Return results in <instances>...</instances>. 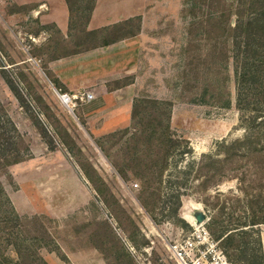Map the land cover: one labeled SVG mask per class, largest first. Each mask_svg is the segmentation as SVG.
I'll return each mask as SVG.
<instances>
[{"label": "rangeland", "instance_id": "1", "mask_svg": "<svg viewBox=\"0 0 264 264\" xmlns=\"http://www.w3.org/2000/svg\"><path fill=\"white\" fill-rule=\"evenodd\" d=\"M138 1L134 9L140 16L106 26L110 41L141 27L133 64L116 78L118 71L109 66L130 56L97 46L103 37L86 31L95 0H70L66 37L54 24L40 23L35 0H0V261L5 264H185L174 247L189 262L195 247L210 249L181 248L203 230L213 241L211 254H223L228 264L258 256L264 222L245 224L249 199L254 210L264 202V150L231 142L250 133L264 113L259 4ZM60 57L84 61L88 68L99 66L100 57L108 67L100 74L108 79L104 86L95 84L100 90L95 97L121 85L118 90L132 98L124 104L126 124L90 133L86 115L76 108L90 100H77L71 110L49 78L48 62ZM131 81L135 85L127 93ZM94 87L72 92L95 94ZM169 139L173 145L167 151ZM15 156L23 159L3 164ZM191 206L204 211L202 223H193ZM231 231L239 245L226 250L223 238Z\"/></svg>", "mask_w": 264, "mask_h": 264}, {"label": "crops", "instance_id": "2", "mask_svg": "<svg viewBox=\"0 0 264 264\" xmlns=\"http://www.w3.org/2000/svg\"><path fill=\"white\" fill-rule=\"evenodd\" d=\"M28 1L34 0H15L17 4L26 3ZM38 2L36 5V11L39 14L40 23H52L54 24L60 33L66 37L70 31L69 30V8L70 5L68 0H35ZM110 2L111 5H107ZM139 1L136 0H95V4L92 7L91 14L87 19L86 29L87 30H98L101 28H107L106 26H113V24H119L127 22L133 16H140L142 11L139 10L138 5L134 9V4ZM46 8H42V5ZM107 16H112L107 18ZM140 22H143L142 20ZM134 32V31H133ZM141 33V27L136 28L134 33L130 31L124 35L117 36L115 40L110 41L108 44L103 46H109L114 48L117 56L127 57L129 54L130 58L125 61L115 59L114 64L109 67L116 75L114 77L118 78L121 75H125V65L133 64L132 58L134 54L137 53L138 47L135 46V42L139 39ZM112 45V46H111ZM109 49V48H108ZM133 55V56H132ZM100 56V55H99ZM132 57V58H131ZM99 66L89 67L85 65L84 61L81 62H72L70 58L60 57L55 58L52 61H49L47 64V69L52 75L51 78L55 80L57 84L64 88V91L72 92L78 89L80 86L84 85H99V87L105 85L107 81V75L104 77L100 74L102 70L108 69L104 64H102L99 57ZM110 70V71H111ZM98 71V72H96ZM111 72V73H112ZM100 75V76H99ZM104 77V78H103ZM107 78V79H106ZM135 82L131 81L127 84V93L133 91ZM121 85L116 84L117 90H111L101 92V96H97L89 101V104L80 106L78 103L76 108L80 114L86 115V122L89 124L90 133L92 134H104L110 130H114L117 127H121L126 124L127 111L124 109V104L131 101V95L120 92L118 89L121 88ZM97 89V87H94ZM100 90H95V95L99 93ZM126 92V91H125ZM115 103V106H112L111 103ZM111 113V114H110ZM262 255L264 260V238L261 243ZM0 264H5L4 261H0Z\"/></svg>", "mask_w": 264, "mask_h": 264}, {"label": "trees", "instance_id": "3", "mask_svg": "<svg viewBox=\"0 0 264 264\" xmlns=\"http://www.w3.org/2000/svg\"><path fill=\"white\" fill-rule=\"evenodd\" d=\"M249 2L250 3H256L257 2L259 4L257 15H258V17L264 19V0H249ZM68 3H70V0H68ZM88 17H89V15H88ZM114 25H118V24H114ZM86 31H88L89 33L95 34V35H97L99 33V35L101 37H103V41H101V44H103V45H106V44H108L110 42L109 38L105 39V37L108 36V33L106 32V28H101V29H98V30H87L86 29ZM124 34H122V35H124ZM75 51H77V50H74L73 52H75ZM49 78L53 82V84L57 87L58 91H60V92L64 91L62 88H60V86L55 82V80L53 78H51L50 76H49ZM12 88L16 89L15 86H13ZM263 91L264 90H262V92ZM253 118L256 119V117H253ZM255 121H256V127H254L250 131V133H247L243 138H236L234 141L231 142V145L240 146V147L248 148V149L249 148H253V150H257V151H260L261 148H262V150H264V144L261 147L257 146L262 141V137L261 136H264V113H262L260 115V118L258 120H255ZM170 139L168 141L167 151L173 145L172 140H170ZM233 148H235V147H233ZM21 159H23L21 156H15L12 159H5L3 164H5V163L6 164H10L12 162H17V161H19ZM89 177L91 179V175L90 174H89ZM253 204H254V200L253 199H249L248 205H249V207L252 210L250 212V220L245 225L253 226L254 224H259V223L264 222V202H261L258 210H254L253 209ZM234 238L235 237H234V232L233 231L227 233L224 236V238H223L224 239V248L226 250H227L228 247L232 248V249H236L237 245H239V242L238 243L233 242ZM227 255L231 259L230 253L227 252ZM232 261L234 262L233 259H232ZM246 264H264L261 243H260V250H259L258 256L257 257L254 256Z\"/></svg>", "mask_w": 264, "mask_h": 264}, {"label": "built area", "instance_id": "4", "mask_svg": "<svg viewBox=\"0 0 264 264\" xmlns=\"http://www.w3.org/2000/svg\"><path fill=\"white\" fill-rule=\"evenodd\" d=\"M57 93L60 100L71 110H73V107L75 106L77 100L89 101L95 97L94 92L88 89L77 90L76 92H68V91L60 92L57 90ZM203 232L204 234H197V236H195L197 239L189 238L185 240L183 242L184 243L183 246H181V248L192 250L197 244H203L205 246L210 245L209 250L206 249L208 247H206L205 249H201L200 247H195L192 252L193 258H190L189 262L191 264H221L223 263L224 260V264H228L223 254L222 256H218V255L215 256L214 254H211V252L213 251L212 246L214 245L213 241L209 239V235L206 230H203ZM174 249L176 251V255L180 258L182 262H184L185 264H190L189 262H186L185 257L183 255L184 252L183 253L180 252L179 247L175 246Z\"/></svg>", "mask_w": 264, "mask_h": 264}, {"label": "water", "instance_id": "5", "mask_svg": "<svg viewBox=\"0 0 264 264\" xmlns=\"http://www.w3.org/2000/svg\"><path fill=\"white\" fill-rule=\"evenodd\" d=\"M187 211L188 215L191 216L193 223L199 224L205 220V213L200 206H191Z\"/></svg>", "mask_w": 264, "mask_h": 264}]
</instances>
